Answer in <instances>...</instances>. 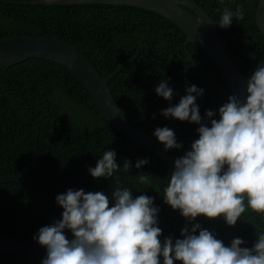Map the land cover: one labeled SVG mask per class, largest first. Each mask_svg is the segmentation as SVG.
<instances>
[{
  "label": "trees",
  "instance_id": "1",
  "mask_svg": "<svg viewBox=\"0 0 264 264\" xmlns=\"http://www.w3.org/2000/svg\"><path fill=\"white\" fill-rule=\"evenodd\" d=\"M195 1L217 25L225 7L235 10L241 6L244 18H234L230 26L218 25V29L238 68L249 77L264 59V35L256 21L259 0ZM45 35L78 48L102 77L135 57L140 44L148 45L154 60L147 48H140L138 59L126 65L110 86L133 125L153 137L157 127L174 130L183 146L168 150L175 158L198 138L197 125L161 115V109L168 107L169 102L156 94L157 84L168 81L174 92L173 104L185 94L186 86L203 88V95L196 100L202 118L206 109L217 110L233 95L217 65L196 45L187 42L182 29L149 10L102 3H0V40ZM108 149L115 151L120 166L125 160L131 161L129 173L121 169L116 175L123 186L134 190L133 197L143 191L154 198L159 207L161 239L169 235L178 238L185 227L184 217L163 199L171 173L168 166L155 153L114 130L101 115L92 94L74 75L59 64L40 58L13 65L8 73L0 70V178L43 165L19 183L0 185V234L37 244L33 237L38 229L61 217L62 209L55 203L58 193L83 188L110 196L115 186L111 178L94 179L88 172ZM143 158L149 163L137 170L135 162ZM138 171L151 175L150 186L140 185L130 177ZM244 215L247 219L239 218L233 226L222 217L199 216L195 222L215 232L226 245L240 237L245 246L251 247L255 233L264 229V217L250 210ZM66 235L71 238L70 232ZM41 259L0 253V264H40Z\"/></svg>",
  "mask_w": 264,
  "mask_h": 264
},
{
  "label": "clouds",
  "instance_id": "2",
  "mask_svg": "<svg viewBox=\"0 0 264 264\" xmlns=\"http://www.w3.org/2000/svg\"><path fill=\"white\" fill-rule=\"evenodd\" d=\"M234 18H244L239 5L235 10L225 7L218 25L227 28ZM155 92L169 102L162 116L197 125L198 138L175 158L163 190L164 202L191 227L181 228L178 238L161 239L154 198L143 191L133 197L134 190L116 175L121 169L129 173L131 161L120 166L115 151L108 149L88 172L94 179L111 178L115 186L110 196L83 188L58 193L60 219L41 226L33 237L46 250L40 264H264V229L255 233L251 247L240 237L226 245L195 222L199 216L222 217L233 226L248 210L264 217V59L247 78L243 100L230 95L217 110L206 109L203 118L196 103L203 88L186 86L175 104L167 80ZM153 135L165 151L183 147L172 128L157 127ZM148 163L147 158L137 159L134 167ZM150 176L142 171L130 175L148 186Z\"/></svg>",
  "mask_w": 264,
  "mask_h": 264
},
{
  "label": "water",
  "instance_id": "3",
  "mask_svg": "<svg viewBox=\"0 0 264 264\" xmlns=\"http://www.w3.org/2000/svg\"><path fill=\"white\" fill-rule=\"evenodd\" d=\"M10 0H0L7 2ZM35 4H82L102 3L111 5H126L138 7L157 13L182 29L191 42L201 49L220 69L225 77L232 94L243 100L247 76L238 68L226 45L224 44L217 23L195 0H28ZM190 11H188V10ZM257 25L264 35V0H259L256 11ZM147 48L152 60L151 50L146 44H140L135 57L123 62L122 65L106 77H102L76 47L65 40L45 36H19L0 40V70L8 73V69L22 61L40 58L59 64L74 75L92 94L98 110L110 126L125 138L143 146L159 156L168 166L170 172L174 167L173 157L158 140L143 129L133 125L120 108L115 99L110 83L123 70L134 63L139 57L140 48ZM161 63V62H158ZM35 166L26 173L0 178V185L6 183H19L30 175ZM185 227H190L184 218ZM0 253L44 258L46 250L39 244L18 241L0 234Z\"/></svg>",
  "mask_w": 264,
  "mask_h": 264
}]
</instances>
